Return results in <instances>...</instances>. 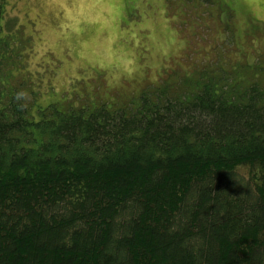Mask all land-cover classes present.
Returning a JSON list of instances; mask_svg holds the SVG:
<instances>
[{
    "label": "trees",
    "instance_id": "16d2710c",
    "mask_svg": "<svg viewBox=\"0 0 264 264\" xmlns=\"http://www.w3.org/2000/svg\"><path fill=\"white\" fill-rule=\"evenodd\" d=\"M11 9L0 0V264H264V74L220 67L137 105L42 101L17 75L33 37ZM257 32L231 68L264 60Z\"/></svg>",
    "mask_w": 264,
    "mask_h": 264
},
{
    "label": "rangeland",
    "instance_id": "374dc122",
    "mask_svg": "<svg viewBox=\"0 0 264 264\" xmlns=\"http://www.w3.org/2000/svg\"><path fill=\"white\" fill-rule=\"evenodd\" d=\"M10 1L11 14L33 37L17 75L40 84L42 101L57 92L76 106L96 107L103 99L137 105L145 92L154 95L220 67L264 74L259 57L229 65L252 53L245 34L264 29V0Z\"/></svg>",
    "mask_w": 264,
    "mask_h": 264
},
{
    "label": "clouds",
    "instance_id": "9594fccd",
    "mask_svg": "<svg viewBox=\"0 0 264 264\" xmlns=\"http://www.w3.org/2000/svg\"><path fill=\"white\" fill-rule=\"evenodd\" d=\"M13 15H15V13H13ZM20 95H21V96H26V95H27V93H25V92H22V93H20Z\"/></svg>",
    "mask_w": 264,
    "mask_h": 264
}]
</instances>
